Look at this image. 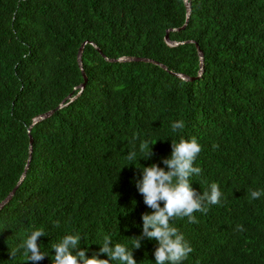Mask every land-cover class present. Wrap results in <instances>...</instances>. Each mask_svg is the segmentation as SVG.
Segmentation results:
<instances>
[{
  "label": "trees",
  "instance_id": "trees-1",
  "mask_svg": "<svg viewBox=\"0 0 264 264\" xmlns=\"http://www.w3.org/2000/svg\"><path fill=\"white\" fill-rule=\"evenodd\" d=\"M190 2L187 28L169 33L185 45L171 47L186 0H0V205L28 165L34 119L55 111L34 126L26 178L0 212V264H28L20 244L34 229L46 234L37 241L45 258L29 264H52L51 245L67 234L81 236L88 257L104 236L131 250L153 211L138 167L167 170L162 159L180 136L202 147L193 189L216 182L222 192L207 214L194 213L198 223L171 221L193 249L182 264H264V194L249 197L264 193V0ZM125 58L167 71L107 61ZM176 121L184 128L174 132ZM145 140L156 142L149 159ZM156 247L144 238L133 258L155 264Z\"/></svg>",
  "mask_w": 264,
  "mask_h": 264
},
{
  "label": "clouds",
  "instance_id": "clouds-1",
  "mask_svg": "<svg viewBox=\"0 0 264 264\" xmlns=\"http://www.w3.org/2000/svg\"><path fill=\"white\" fill-rule=\"evenodd\" d=\"M171 128L176 132L184 128V123L173 122ZM154 144L148 140L141 142L139 147L145 154L144 159H149L154 154L151 148ZM171 148L170 156L162 159L167 170L155 163L147 167H138L142 178L136 180V187L143 196L144 203L153 211L142 214V234L134 237L135 242L131 250L119 242L113 244L109 236H104L99 253L94 252L88 257L87 248L80 247L81 236L67 234L59 242L51 245L54 250L52 264H112L113 261L117 264H137L132 249H139L144 238L155 239L158 242L154 252L155 264H182L193 249L183 233L173 226L171 221L186 217L189 223H198L194 213L207 214L210 205L221 203L222 192L216 182L211 183L209 189L204 190L202 194H198L192 187L190 178L202 172L201 168L194 167V161L202 151L195 137L189 140L180 136L178 141L172 140ZM127 159L136 161L135 151L128 152ZM262 194L264 193L260 190H252L249 197L254 200L260 198ZM236 230L244 231V228L237 225ZM41 236H46L45 232L42 229H34L20 244L28 264L45 258L37 242ZM100 254H106L108 258L101 259Z\"/></svg>",
  "mask_w": 264,
  "mask_h": 264
},
{
  "label": "water",
  "instance_id": "water-1",
  "mask_svg": "<svg viewBox=\"0 0 264 264\" xmlns=\"http://www.w3.org/2000/svg\"><path fill=\"white\" fill-rule=\"evenodd\" d=\"M186 3H187V6H188V21H187V24L186 26L183 28V29H172L170 31H168L167 33V37L165 39V42L168 46H171V47H180V46H184L185 44L183 43H173L170 41L169 39V33L170 32H175V31H181V30H184L187 28V26L189 25V22H190V19L192 17V14H193V7H192V3L190 2V0H186ZM193 44V43H192ZM83 47L82 46L79 50V56H78V63H79V69L82 73V76L84 77V84L82 86H80V90H83L84 87H85V84H87V79H85V75H84V72H83V67H82V61H81V58H82V51H83ZM95 49L101 54L100 50L94 46ZM199 48V47H198ZM200 57H201V62H202V71L200 73V78H202L205 74V55L202 51H200ZM108 62L110 63H119V64H125V63H133V62H142V63H151V64H155V65H158L160 66L162 69H164L165 71H167V69L164 67V66H161L157 63H154L153 61H150V60H143V59H129V58H125V59H121V60H118V61H112V60H107ZM178 78H181L182 80L184 81H188V82H191V81H194V79H190L186 76H178ZM66 102H64L60 108L62 109L64 107ZM55 113V111H50V112H47L43 115H40L38 117H36L32 123V125L30 126V129H29V136H30V155H29V161H28V165L26 167V170L24 172V174L22 175V178L19 182V185L17 186V188L9 195V197L0 205V212L2 210L5 209V207L11 203V201L14 199L15 195L17 194V191L19 189V186L22 184V182L24 181V179L26 178V173H27V170L29 168V165H30V162L32 160V157H33V143H34V140L32 138V131L34 129V126L38 125L39 123L49 119L51 116H53Z\"/></svg>",
  "mask_w": 264,
  "mask_h": 264
}]
</instances>
